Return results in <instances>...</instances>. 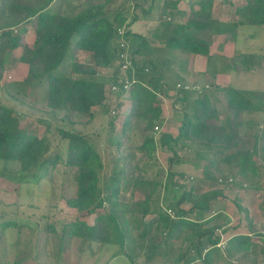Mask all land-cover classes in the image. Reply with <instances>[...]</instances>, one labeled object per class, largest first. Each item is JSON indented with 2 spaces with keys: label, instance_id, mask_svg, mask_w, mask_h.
Segmentation results:
<instances>
[{
  "label": "trees",
  "instance_id": "obj_1",
  "mask_svg": "<svg viewBox=\"0 0 264 264\" xmlns=\"http://www.w3.org/2000/svg\"><path fill=\"white\" fill-rule=\"evenodd\" d=\"M55 1L0 0V77L6 68V51L20 47L22 53L18 59L29 65L24 83L30 88L46 83L48 109L63 112L62 117L68 118L70 123H75L72 118L77 115H86L90 121L92 107L104 105L106 81L117 87V95L127 90V82L131 83L127 97L132 103L131 111L119 120L114 118L109 122L105 135L109 148L105 152L113 164L111 171L106 172L102 153L95 139L89 135L73 127H58V133L68 140V146L65 150L57 146L52 148L47 136L50 129L47 120L39 119L45 126L43 133H30L12 115L14 109L0 103V160L4 161L5 167L10 162L20 166L21 174L16 181H28L22 174L35 167L42 169L34 174L41 179L63 160L77 173L76 195L67 199V205L89 214L98 213L93 224L75 220L69 225L72 227L63 233L83 239L82 242H115L119 245L117 253L127 256L131 262L135 258L127 244L135 241L131 219L142 240L150 236L145 244H141L148 259L157 253L160 245L164 246L163 254H166L171 249V241L181 229H186L178 253L165 264H220L216 260L223 263L227 257L235 255L257 252L264 255V232H256L248 210L239 204L237 198L236 202L252 232L229 237L221 249L217 245L221 237L216 232L218 229L226 232L230 224L227 216L220 223L219 212L215 209L223 189L198 191L193 185L188 187L177 179L186 175L176 168V164L185 159L181 153L192 149L206 162L204 178L223 183L231 181L240 189H245V181L251 178L254 182L250 187L264 191V174L261 173L264 171V145L259 144V133L264 134V129H258L251 147L245 145L240 129L248 115L260 113L264 116V90L218 87L226 97L227 109L232 111L222 119L208 86L202 84L198 90L197 85L188 84L181 74L166 77L151 58L145 57L147 40L130 27L133 20L129 21L131 13L126 8L130 0H124L113 11L108 10L111 0H79L76 3L59 0L60 5L54 7ZM213 2L199 0V6L191 7L185 22L161 16L159 24L152 30L153 36L164 40L169 49L206 55L212 64L210 45L214 34H225L226 40L235 41L240 26L264 25V0H245L235 11L239 19L232 22L221 21L214 16ZM144 6L140 2L134 3V8L144 10ZM164 9L160 11L162 15ZM32 19H36L35 38L33 44H29L22 40V35ZM120 29H123L122 34ZM132 36L141 39L135 40ZM75 50L91 52L92 63L79 62L75 58ZM70 51L71 73L58 72ZM263 61L262 53L237 52L228 69L250 70ZM124 64L127 67L123 71ZM96 66L114 67V72L100 81L101 78L95 77ZM216 73L214 70L213 77ZM75 74L82 77L76 78ZM178 83L183 87H177ZM2 89L0 84V91ZM162 90L168 95L174 91L176 101L184 104V109L192 110L184 113L176 135L155 130L163 122L158 98ZM21 91L18 88V92ZM198 93L202 96L189 100L191 94ZM117 109L112 112L117 113ZM116 130L120 132L118 137L114 136ZM133 135L139 138L138 141ZM156 151L168 154L167 166L156 172L154 177L148 176V167L157 160ZM136 155L140 157L135 159ZM222 166L236 170L223 179L217 175ZM3 174L5 172L0 173ZM124 184L133 196L140 191L143 198H132V203L121 201L120 191ZM170 191L171 196L170 193L168 195ZM186 202L191 204L188 209L181 206ZM153 212L156 216L145 222L144 218ZM142 220L144 222L141 223ZM151 227H154L152 234ZM51 230H55L53 225ZM253 235H258L259 239L255 240Z\"/></svg>",
  "mask_w": 264,
  "mask_h": 264
},
{
  "label": "rangeland",
  "instance_id": "obj_2",
  "mask_svg": "<svg viewBox=\"0 0 264 264\" xmlns=\"http://www.w3.org/2000/svg\"><path fill=\"white\" fill-rule=\"evenodd\" d=\"M72 1L76 3L79 0ZM123 1L124 0H111L108 10H115ZM243 2H245V0H234L235 4H243ZM60 3L61 2L57 0L53 3V6L57 7ZM133 4V1L127 3L126 8H129V13L135 12ZM223 5L221 0H214L213 2L215 16L218 18L222 17L223 21H225L228 19V15L223 13V11L226 10V6L223 7ZM233 10L234 9H232V11ZM228 20L231 19L229 18ZM30 22L31 24H29ZM30 22L25 26L26 31L22 35V40L29 44H33V38H30V36L34 35L35 38L36 19H32ZM243 26L244 27L240 26L241 28L238 30V36L240 37L239 42L227 41L224 36L218 34L212 36L210 53L211 51H213L214 54L216 53L217 57H219L218 61H220L222 65L215 63L209 72H202V70L206 69L205 58H198L192 63L191 60H189L190 57L188 54L194 53L183 52L179 49H174L172 54L166 56L164 53L169 49L162 47L160 44L157 52L154 50L156 55H154L152 49L147 50L152 53V57H148L154 59L159 72H162L163 75L165 74L166 77L170 76L172 78L175 74H181L184 76L185 80L188 81V84L192 86L197 85L198 90L202 84L208 86L207 90L211 91L210 96L220 112V118L224 119L228 114H231L232 111L227 109L226 97L218 87L229 86L223 84L231 80L230 82H233L238 88L245 87L249 88V90L264 88V61L261 65L255 64L250 70H233L231 79L230 76L227 75L222 83H218L216 76L219 71L216 73L215 77H213L214 69H223L227 63L231 62L234 54L238 51L246 53L259 52L264 54V25ZM16 29V31L14 30L15 33L18 32L20 27ZM219 44H221V46ZM81 51L82 50H75V58L79 62H86L88 58H85L83 54L80 55ZM86 52L89 53V51ZM21 53L22 48L20 47L11 50L8 49L5 53L4 60L6 68L0 77V84L3 87L0 91V103L12 107L14 109L12 115L18 118L19 124L26 127L30 133H43L45 126L39 119L47 120L48 126L50 127L47 136L52 148L57 146L65 150L68 146V140L61 137L57 130L58 127H64L65 129L73 127L81 133L89 135L90 138L95 139V144L102 153L103 161L106 164L105 171H111L110 166L113 162L105 152L107 148H109L108 144L105 142V137L109 130V122L114 118L119 120L131 111L132 103L127 98L131 84L126 87L127 90L122 95H117V88L115 87V89H113L114 85H112L110 81H106V84H104V93L106 97L104 105L92 107L93 117L90 121H87L88 117L86 115H77L72 118L75 120V123H70L68 118L62 117L63 112H54L48 109L45 100L46 83L34 88H30V86L24 83L29 65L18 59ZM90 56H92V53ZM71 59L72 52L70 51L66 61L58 68V72L71 73L69 69ZM92 60L90 63H92ZM122 69L123 71L125 70V68ZM96 71L97 75H95V77L101 78L99 79L101 81L102 78L113 74L114 67L96 66ZM206 72H208V74H206ZM74 77L78 78L82 77V75L75 74ZM163 79H165L164 76ZM18 88L22 90L21 93L18 92ZM166 92L162 90L158 93V98L162 107L163 122L159 129L155 128V130L168 131L176 135L179 132L184 113L186 111L191 113L192 110L191 108L184 109L185 105L178 102V100L176 101L174 91H171L169 95L166 94ZM201 96V93L196 95L191 94L189 100L191 101ZM115 108H118L117 113L112 112L115 111ZM253 118L256 121L253 120L251 126L244 125L241 130V135L245 139L244 143L249 147L255 142L258 129H264V116H261L260 113H254ZM118 126L119 124H117V127ZM261 133L262 132L259 133V139H261L264 145V136H262ZM119 134V130H116L114 136L118 137ZM134 135V139L138 141L139 138ZM135 140L133 141L136 143ZM212 150L215 149L212 148ZM181 154L185 159L177 163L176 168L183 171L186 176L185 178H177L180 183L188 187L193 185L198 191H207L212 188L223 189V195L219 196L216 200L215 209L216 211L219 210L217 215L220 216V219H218L220 223L227 216L230 218V224L226 232H222L220 229L216 232V234L220 235L222 238L219 242L220 247L222 246L224 248L227 237L235 232L244 230H234L233 226L242 225L247 228V218L244 212L240 210L236 198L239 204L245 207L249 214H252L255 219H257L256 215H258V217L264 216V191L258 188H255V191L251 193H246L245 191L251 188L250 184L254 182L253 179L250 178L245 181V186H247L245 189L238 188L232 184L231 181L223 183L222 181L206 179L203 176V169L206 164V162H204L205 160L198 158L196 151L192 149L185 150ZM155 155L157 160L152 161L150 167H148V176L154 177L156 172H159L162 168L165 169L167 166L166 159L168 154L166 152L156 151ZM138 157H140V155H136L135 159ZM257 163L259 164V162ZM234 169L235 168L222 166V169H220L217 175L225 179L227 176L231 175L230 173ZM41 170L42 169L35 167L22 174L24 179L28 178V181H16V178L21 174L20 166L10 162L7 164V167H5L4 161L0 160V173L5 172V175H0V264H165L166 262H171V258L178 253L181 237L186 232L185 228L180 230L178 236L175 237L174 240H170L171 249L167 251L166 254H163L164 246L160 245L161 247L159 246L157 248V253L148 259L146 256V249H143L141 244H145L150 236L142 240L139 237V230H136L133 226V219H131V225L135 241H129L127 243L131 247L128 249L129 252L135 257L133 262H131L127 256L117 253L119 245L115 242L105 244L100 242H82L83 239L67 233L64 234V231H68L69 228L72 227L69 226L72 221L83 220L89 224H93L98 213L89 214L87 211H79L67 205V199L76 195L77 173L75 172L76 170L68 167L63 160L59 162L52 172L49 171L43 178L37 179L34 174L36 172H41ZM261 173L263 175L264 171ZM169 193L171 196V191L168 192V195ZM120 195L121 201H128L129 203H132V198L134 200L143 198V193L140 191H137L135 196H133L131 192L125 188V184L121 188ZM249 200H252L253 203ZM107 205L108 204L105 205V208ZM181 206L188 209L191 204L186 202L182 203ZM255 207L256 210H254ZM104 209L102 211L106 210ZM127 215L130 216L129 214ZM155 216L156 214L153 212L152 214H148L144 220L146 222ZM244 221L246 223H243ZM10 222H15V224ZM142 222L144 221L142 220L141 223ZM261 222H264V219ZM52 225L55 230H51ZM154 227H151L152 231L150 234H152ZM262 227L263 228L258 227L257 229L264 230V225ZM62 234H64L63 237ZM258 239L259 236L255 235V240ZM261 256L264 257L263 253ZM216 263L221 264L222 261L216 260ZM233 264L239 263L234 262ZM247 264L250 263L248 262ZM262 264H264V262Z\"/></svg>",
  "mask_w": 264,
  "mask_h": 264
},
{
  "label": "crops",
  "instance_id": "obj_3",
  "mask_svg": "<svg viewBox=\"0 0 264 264\" xmlns=\"http://www.w3.org/2000/svg\"><path fill=\"white\" fill-rule=\"evenodd\" d=\"M131 1H133V3H137V2H140L142 4H144V10H147V9H151L149 12L147 11H144L142 10L141 8H135V13H131V15L129 16V21L130 20H133L132 23L130 24V27L132 29V31L134 33H137L139 34L140 36H143L145 40H147V50L149 49H152V52L154 53V55H156V53L154 52V50H157L159 49V44L162 45V47L164 48H167L165 46V41L162 40V39H157L153 36V29L159 24L160 22V19H161V16H166L167 18H172L175 20V21H178V22H184L187 20V17H188V14H189V11L191 10V7L194 6V7H198L199 4V0H130V3ZM244 1V0H242ZM221 3L224 4L223 7L226 6V10L223 11V13H226L228 15V19L230 18L231 20H225V22H232V21H237L239 18L238 16L235 14V11L236 9L241 5V4H235L234 3V0H221ZM244 3V2H243ZM134 6V4H133ZM166 7V9H164ZM164 9L163 11V15H162V12L160 13V11ZM232 9H234L232 11ZM214 10V9H213ZM215 12V10H214ZM136 14V15H135ZM215 16V14H214ZM216 18H218L217 16H215ZM219 20L223 21V18H218ZM31 24V22L29 23ZM241 27H244V26H241ZM239 27V29L241 28ZM238 29V30H239ZM218 35H221V36H224L225 37V40H226V35L225 34H218ZM30 38H33V41H34V35H31ZM133 39L135 40H139L141 38H134L132 36ZM227 41H230V42H239L240 41V37L238 36V33H237V38L235 39V41H232V40H227ZM221 46V44H219ZM140 46H138L137 48H139ZM218 47V46H217ZM216 47V48H217ZM169 49V48H168ZM144 50V49H143ZM145 51L144 50V53H145V57L147 58L148 56L149 57H152V53L151 52H148V51ZM174 49H169V50H166L164 55H170L172 54ZM177 50V49H176ZM240 52V51H238ZM259 53V52H258ZM83 54L85 58H88V60L86 62H83V61H80L82 63H90L91 60L93 59V54L92 56L91 55V52H86V51H81L80 55ZM175 54V53H174ZM173 54V55H174ZM211 57L212 58V64H210L208 62V56L206 55H203V54H188V56L190 57L189 60H191L192 63H194L193 61L197 60L198 58H205L206 60V69L205 70H202V72H205V71H210L211 68H213L212 66L215 65V63L217 64H220V61L219 60V57H217L216 53L214 54L213 51H211L210 53ZM76 57V55H75ZM79 58V57H78ZM151 60L154 61V59L151 58ZM22 62V61H21ZM155 62V61H154ZM24 64V63H22ZM230 63H227L226 66H224L223 69H214L216 70V72H218V74L216 75L217 76V79H218V83H222L223 79H225L227 77V75L230 76V79H231V74H233V69H228V65ZM222 65V64H220ZM221 67V66H219ZM228 69V70H227ZM201 72V73H202ZM208 72H206V74H208ZM224 77V78H223ZM231 80H229L228 83L226 84H223V85H229V86H226V87H235V88H238L235 86V84H233V82H230ZM231 85V86H230ZM240 89H249V88H245V87H242ZM261 90H264L261 89ZM227 103V101H226ZM253 120L256 121L254 118H253V115H248V117L245 118V122L244 125L246 126H251V124L253 123ZM243 125V126H244ZM243 126L240 128L242 130ZM262 136H264L263 133H261ZM259 144L262 145V141L261 139H259ZM250 189V190H249ZM246 191V193H251L252 191H255V188H249ZM250 202H252V200H249ZM253 203V202H252ZM254 210H256V207L254 208ZM216 212H219L216 211ZM250 217L253 219V222H254V226L256 228V232L257 231H261V232H264V230L262 229H257L258 227H261L263 228L262 226L264 225V222H261L264 218V216L262 217H258V215H256L257 219L254 218V216H252V214H249ZM258 218H261V219H258ZM243 223H246L245 221ZM247 225V223H246ZM234 230H241V229H244L242 230L241 232H235L234 234H232L231 236L233 235H236V234H239V233H248L250 234L252 231L249 229L248 225H247V228H245L244 226L240 225V226H233ZM229 236V237H231ZM227 237L226 240L229 238ZM253 238H255V235H253ZM222 240V238L220 239V241ZM226 240H225V244H226ZM247 254V253H246ZM262 253H248L247 255L243 254L242 255H235V257H232V258H226L225 261H223V264H233L234 262H237L239 264H247L248 262L251 264V263H255V264H262L264 262V257L261 256ZM245 262V263H244ZM197 262H191L190 264H196ZM222 264V263H221Z\"/></svg>",
  "mask_w": 264,
  "mask_h": 264
},
{
  "label": "built area",
  "instance_id": "obj_4",
  "mask_svg": "<svg viewBox=\"0 0 264 264\" xmlns=\"http://www.w3.org/2000/svg\"><path fill=\"white\" fill-rule=\"evenodd\" d=\"M122 32H123V29H120L119 33L122 34ZM122 45H123V44H122ZM125 67H127V64H124V65H123V68H125ZM130 84H131V83L127 82L125 86L128 87ZM115 87H116V86H113V89H115ZM177 87H183V84H182V83H178V84H177ZM194 87H197V86L195 85ZM116 88H117V87H116ZM185 88H188V86L186 85ZM197 88H198V87H197ZM217 245L220 246L219 243H218ZM221 247H222V246H221ZM222 248H223V247H222Z\"/></svg>",
  "mask_w": 264,
  "mask_h": 264
}]
</instances>
